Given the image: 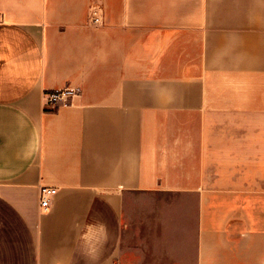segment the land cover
I'll return each mask as SVG.
<instances>
[{
    "label": "crops",
    "instance_id": "obj_1",
    "mask_svg": "<svg viewBox=\"0 0 264 264\" xmlns=\"http://www.w3.org/2000/svg\"><path fill=\"white\" fill-rule=\"evenodd\" d=\"M0 264H264V0H0Z\"/></svg>",
    "mask_w": 264,
    "mask_h": 264
},
{
    "label": "built area",
    "instance_id": "obj_2",
    "mask_svg": "<svg viewBox=\"0 0 264 264\" xmlns=\"http://www.w3.org/2000/svg\"><path fill=\"white\" fill-rule=\"evenodd\" d=\"M76 94L77 90L73 88L49 92L46 94V109L53 111L61 106H67ZM56 194V189L48 187L42 188L40 206L43 211L49 210L51 200Z\"/></svg>",
    "mask_w": 264,
    "mask_h": 264
},
{
    "label": "clouds",
    "instance_id": "obj_3",
    "mask_svg": "<svg viewBox=\"0 0 264 264\" xmlns=\"http://www.w3.org/2000/svg\"><path fill=\"white\" fill-rule=\"evenodd\" d=\"M95 227H100V228H104V226L102 225V224H98V225H88L87 226V229L90 231V230H92L93 228H95ZM87 232H85V234H84V237L86 238L87 237Z\"/></svg>",
    "mask_w": 264,
    "mask_h": 264
}]
</instances>
